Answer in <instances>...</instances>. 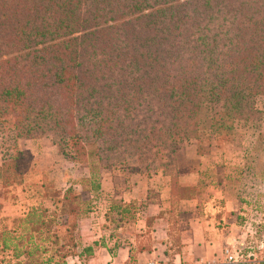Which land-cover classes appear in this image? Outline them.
I'll use <instances>...</instances> for the list:
<instances>
[{
  "label": "trees",
  "instance_id": "16d2710c",
  "mask_svg": "<svg viewBox=\"0 0 264 264\" xmlns=\"http://www.w3.org/2000/svg\"><path fill=\"white\" fill-rule=\"evenodd\" d=\"M259 97L264 0H0V124L13 120L18 134L94 141L120 165L173 175L186 169L176 155L185 143L225 147L235 122L259 120ZM80 186L57 201L65 214L34 206L12 218L20 232L1 231V251L67 264L79 253L67 223L77 232L94 207L82 194L101 190L93 177ZM248 206L240 225L253 221L257 251L264 213ZM112 211L114 221L120 205ZM51 223L66 239L48 247Z\"/></svg>",
  "mask_w": 264,
  "mask_h": 264
},
{
  "label": "crops",
  "instance_id": "0c3cea01",
  "mask_svg": "<svg viewBox=\"0 0 264 264\" xmlns=\"http://www.w3.org/2000/svg\"><path fill=\"white\" fill-rule=\"evenodd\" d=\"M192 146L180 160L186 164L183 172L167 175L133 170L102 179L95 206L80 225L84 231L79 253L68 258L67 264H204L221 260L228 244L242 240L240 223L247 215L251 195L229 183L240 173L231 157L236 152L233 143L225 147L214 143L204 153L197 151L196 143ZM259 197L263 199L264 193ZM114 203L120 205V212L112 221ZM25 208L22 202H6L0 219L19 217ZM6 257L10 260L0 264H24Z\"/></svg>",
  "mask_w": 264,
  "mask_h": 264
},
{
  "label": "rangeland",
  "instance_id": "374dc122",
  "mask_svg": "<svg viewBox=\"0 0 264 264\" xmlns=\"http://www.w3.org/2000/svg\"><path fill=\"white\" fill-rule=\"evenodd\" d=\"M256 107L262 112L259 120L235 122L232 132L224 138L235 145L236 152L231 157L235 158L237 171L240 172L229 182L231 187L239 188V191L245 189L246 193L251 195L249 205L261 206L264 209V198L259 197L264 193L261 192L264 191V97L257 98ZM211 142V145H214V140ZM192 149V142L185 143L177 150V158L185 159ZM118 159L116 154L111 152L99 155L98 144L94 141L69 142L57 133L21 135L17 133L13 120L4 125L0 124V210L6 202H22L26 207L23 213L31 207L42 206L50 211L57 207V215L61 214V210H64L65 214L66 207L62 209L61 203L57 201L69 187L80 191V183L85 178L93 177L101 184L102 179L104 182L110 176L120 173L125 174L133 170L144 173L154 171V164L147 166L143 163L133 168L131 162L120 165L116 162ZM110 161H114L115 165L106 167ZM95 195L94 192H84L82 198L92 207L95 206ZM248 217H252L251 213ZM17 223L11 217L1 218L0 232L5 228H16L20 232ZM54 223L61 225L63 220ZM74 223H67V228L79 243L84 229L80 227V223L78 231L73 233ZM57 225L51 223L48 226L51 230L48 247L51 243H56L57 239L59 243L66 239L62 238L66 227L58 229ZM240 230V236L245 238L242 228ZM39 238L40 236L35 240L39 241ZM7 254L10 255L0 249V261L10 260L6 257ZM257 254L259 258L262 257V252Z\"/></svg>",
  "mask_w": 264,
  "mask_h": 264
},
{
  "label": "built area",
  "instance_id": "2783aa9c",
  "mask_svg": "<svg viewBox=\"0 0 264 264\" xmlns=\"http://www.w3.org/2000/svg\"><path fill=\"white\" fill-rule=\"evenodd\" d=\"M252 223V220L245 221L242 226L245 238H242V240L236 239L233 243L228 244L223 250V258L221 260L204 264H256L257 262L264 260V239L257 247V251H253V247L247 242V236L255 233ZM261 252L262 257L259 258L257 253Z\"/></svg>",
  "mask_w": 264,
  "mask_h": 264
}]
</instances>
